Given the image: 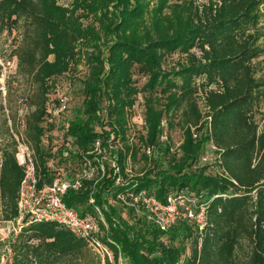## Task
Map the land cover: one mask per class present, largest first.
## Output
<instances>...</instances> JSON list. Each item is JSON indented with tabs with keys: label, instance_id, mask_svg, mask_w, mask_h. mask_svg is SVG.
<instances>
[{
	"label": "trees",
	"instance_id": "obj_1",
	"mask_svg": "<svg viewBox=\"0 0 264 264\" xmlns=\"http://www.w3.org/2000/svg\"><path fill=\"white\" fill-rule=\"evenodd\" d=\"M58 1L0 0L1 31L23 29L14 51L18 74L31 77L36 85L30 100L35 108L26 116L24 134L41 175L39 186L51 183L56 175L48 166L54 155L43 144V137L54 133V113L48 111V103L52 110L59 103L58 96L50 93V81L83 61L88 71L83 80L84 107L69 122V134L83 152L90 151L97 138L107 145L114 135L123 142L122 168L130 154L134 163L143 160L146 172L141 187L157 197L185 186L208 197H227L210 202L202 235L188 223L164 232L135 218L132 211L130 223L118 209H104L109 236L119 246H111L113 263L103 261L61 225L42 222L23 226L13 239L0 237V264L3 256L7 264H120V255L128 264H264V124L260 127L258 118L264 103V75L258 62L264 55L260 44L264 0H207L202 8L192 0H178L183 3H176L170 14H163L170 0H155L158 6L150 26L146 14L152 0H66L70 5ZM81 19L93 22L84 24ZM175 54L182 60L166 70L164 62ZM139 94L146 100L148 132L143 141L159 145L169 156L166 169L159 162L148 168L142 143L130 142L129 120ZM2 98L0 81V196L4 219L17 220L25 169L17 161L15 136L3 120ZM201 101L212 117V131L195 140L189 125L201 123ZM164 118L170 127L178 124L183 129L180 156L158 143ZM210 139L222 150L228 177L207 174L208 166L191 170ZM112 183L107 178L94 190L86 182L83 190L68 191L65 201L82 214L92 212L90 195L103 206V195ZM100 226L105 230L101 221ZM186 241L193 244L191 254L186 252Z\"/></svg>",
	"mask_w": 264,
	"mask_h": 264
},
{
	"label": "built area",
	"instance_id": "obj_2",
	"mask_svg": "<svg viewBox=\"0 0 264 264\" xmlns=\"http://www.w3.org/2000/svg\"><path fill=\"white\" fill-rule=\"evenodd\" d=\"M0 81L3 83L2 78ZM1 89L5 92L4 86H1ZM58 99V107L54 110L48 103V111L54 113V133L43 137V144L51 148L54 155L48 162L50 169L56 171L51 183L39 186L41 175L34 152L15 136L18 143L17 161L25 169V176L21 182L17 200L19 212L17 221L20 224V230L23 226L32 223H57L76 237L83 239L103 261L109 259L112 263L114 255L111 246H118V244L109 236V226L105 220L104 209L109 210L110 207L116 209L118 207V212L127 220L130 219L129 213L132 211L135 218L145 219L164 232L183 222L193 225L199 235L203 234L207 227V210L210 202L220 196L227 197V194L208 197L202 190H192L185 186L175 188L164 198L157 197L155 193L141 187L140 178L144 176L146 169L136 171L131 154L126 160L125 168L123 169L120 165L119 151L122 149L120 138L112 135L107 145H104L101 138H97L93 148L87 153L83 152L69 134L70 121L64 116L69 109V98L66 93H62L59 94ZM201 105L204 114L201 123L197 126L189 125L195 140H200L202 135H211L212 131V117L206 115L208 108L203 103ZM135 108L136 106H134V114L129 121L134 119V122L131 123L141 124L144 129V126L146 127L145 116L137 112ZM160 128L158 143L163 147L168 146L171 153L180 156L183 139L173 146L171 128L165 118L162 120ZM131 132L132 130H130ZM129 137L130 142L134 144V137L131 135ZM139 142L135 143L140 145L141 142ZM141 147L144 156L148 159V168H154L156 162H159L160 146L141 144ZM221 152L222 150L210 139L202 153L193 161L191 170L208 166L215 168L216 174L228 177V173L222 166ZM65 161L68 163H64ZM1 164L2 156L0 154V167ZM107 178L112 179L113 183L103 195L105 200L103 206L96 204L94 194H91L88 200V204L93 205L92 212L82 214L75 207L66 203L65 196L68 191H81L85 188L86 182H91L95 190V187ZM100 221L105 225V230L101 228ZM199 242H201V238ZM121 258L120 255V264H122Z\"/></svg>",
	"mask_w": 264,
	"mask_h": 264
},
{
	"label": "rangeland",
	"instance_id": "obj_3",
	"mask_svg": "<svg viewBox=\"0 0 264 264\" xmlns=\"http://www.w3.org/2000/svg\"><path fill=\"white\" fill-rule=\"evenodd\" d=\"M196 7L202 8V5L207 0H192ZM151 6L149 8V12L146 14V23L148 26L152 24V17L153 12H155L153 9L158 6V3L156 5V1H151ZM59 4H68L70 5L69 1L66 0H59ZM176 3H183V1L178 0H170L168 2V5L163 11V14H170V11L174 7ZM262 8V15L264 16V4L261 6ZM101 15V12L98 13ZM81 21L84 24H87L88 22H93V20L88 19H81ZM264 21V20H263ZM166 22V21H164ZM1 25V22H0ZM98 26V24L96 23ZM1 31V29H0ZM23 29L18 28L17 26H14L12 28L5 27L3 31L0 32V63L2 65V82L1 86H4L5 92L3 91V105H4V111H3V120L8 121V127L11 129V132L16 136V138L19 139V141L26 145L29 149H31V146L27 142V139L24 134L25 129V119L29 112L34 110V106H30V100L34 97L36 94V85L34 84V81L31 77L28 76H21L18 74V58L15 55L14 51L21 43L22 37H23ZM260 44L264 46V36L260 40ZM181 58V59H179ZM53 57H50V60H52ZM178 60H182L181 55L175 54L174 56L170 57L169 61L164 62V68L166 70H172L177 63ZM258 62L263 69L260 73L264 75V55L260 56L258 59ZM88 74L87 66L85 63L80 61V64L78 67L73 68L69 72H66L65 74L56 77L55 79L51 80L50 83L52 85V90L50 93L54 96H59V94L66 93L69 98V109L68 112L64 115L68 121H71L75 118L76 114L83 110L84 107V91H83V80L86 78ZM145 98L143 94L137 95L136 99V110L137 112H140L141 115L144 114L145 120H146V107H145ZM166 100L162 99L161 101V107L164 106ZM136 112V115H137ZM15 118L16 122L13 123V119ZM260 127L264 124V103L262 104L260 114L258 115ZM134 120V119H133ZM133 120L130 121V130L129 136L134 137V143L135 142H141L142 144H146L145 140L143 139L147 138V126H143L131 123L134 122ZM171 128V142L173 146H176L178 143L181 142L183 139L184 141V133L183 129L180 125L174 124ZM139 140V141H138ZM139 142V143H140ZM3 143V140L0 139V151H1V145ZM121 141V146H122ZM32 150V149H31ZM1 154V153H0ZM173 155V153L171 154ZM162 154L160 152L158 154L159 158V164H161V169H166L169 166V156ZM77 161V159H75ZM64 163H68L65 161ZM74 163V161H73ZM145 163L143 160H138L135 163L136 171H142V169L146 166H144ZM216 169L215 168H208L206 173L207 174H215ZM119 213V212H118ZM125 219V217H124ZM130 223H132L131 218L129 219ZM20 224L17 220H5L3 215V206L0 204V237L3 240H10L13 239L19 232H20ZM182 240V238H180ZM166 240V239H165ZM168 240V239H167ZM166 240V241H167ZM186 252L188 254H191L193 250V244L190 241H186ZM247 249V247H246ZM244 254H247V251H245ZM189 256V255H188ZM3 264H7V257L3 256ZM122 264H128V259L121 258Z\"/></svg>",
	"mask_w": 264,
	"mask_h": 264
},
{
	"label": "crops",
	"instance_id": "obj_4",
	"mask_svg": "<svg viewBox=\"0 0 264 264\" xmlns=\"http://www.w3.org/2000/svg\"><path fill=\"white\" fill-rule=\"evenodd\" d=\"M117 209H118V207H117Z\"/></svg>",
	"mask_w": 264,
	"mask_h": 264
}]
</instances>
